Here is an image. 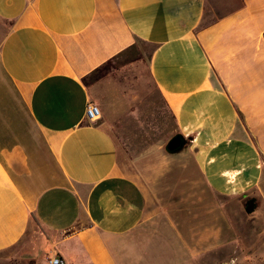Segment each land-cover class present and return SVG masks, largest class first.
<instances>
[{
  "label": "crops",
  "instance_id": "0c3cea01",
  "mask_svg": "<svg viewBox=\"0 0 264 264\" xmlns=\"http://www.w3.org/2000/svg\"><path fill=\"white\" fill-rule=\"evenodd\" d=\"M224 1L0 0V250L37 228L69 264H117L163 135L213 190L264 192V0Z\"/></svg>",
  "mask_w": 264,
  "mask_h": 264
},
{
  "label": "rangeland",
  "instance_id": "374dc122",
  "mask_svg": "<svg viewBox=\"0 0 264 264\" xmlns=\"http://www.w3.org/2000/svg\"><path fill=\"white\" fill-rule=\"evenodd\" d=\"M209 7L219 15L229 10L224 0H209ZM241 116L253 128L249 121L255 115ZM163 136L159 151H153L155 175L142 179L149 192V218L113 245L117 264H264V192L235 197L213 190L194 150L170 154L171 137ZM252 196L257 208L250 214L245 206ZM198 229L206 234L201 244ZM46 236L30 229L19 243L0 250V264H47Z\"/></svg>",
  "mask_w": 264,
  "mask_h": 264
},
{
  "label": "water",
  "instance_id": "95a60500",
  "mask_svg": "<svg viewBox=\"0 0 264 264\" xmlns=\"http://www.w3.org/2000/svg\"><path fill=\"white\" fill-rule=\"evenodd\" d=\"M187 144V139L182 133H176L167 143L166 149L170 154L181 152ZM257 208V199L255 196L250 197L246 201L245 210L248 213H253Z\"/></svg>",
  "mask_w": 264,
  "mask_h": 264
},
{
  "label": "built area",
  "instance_id": "2783aa9c",
  "mask_svg": "<svg viewBox=\"0 0 264 264\" xmlns=\"http://www.w3.org/2000/svg\"><path fill=\"white\" fill-rule=\"evenodd\" d=\"M85 117L89 121H96L102 117L101 106L91 102L86 107ZM47 264H69L66 258L57 251H52L47 257Z\"/></svg>",
  "mask_w": 264,
  "mask_h": 264
},
{
  "label": "clouds",
  "instance_id": "9594fccd",
  "mask_svg": "<svg viewBox=\"0 0 264 264\" xmlns=\"http://www.w3.org/2000/svg\"><path fill=\"white\" fill-rule=\"evenodd\" d=\"M188 135L185 136L187 138ZM240 171L235 169L225 170L221 172V176L226 178L228 183H233L238 175H240ZM232 194H237V189L235 187L232 188Z\"/></svg>",
  "mask_w": 264,
  "mask_h": 264
}]
</instances>
